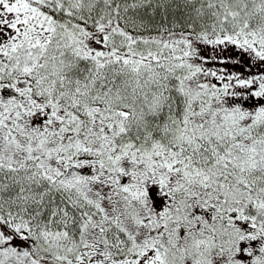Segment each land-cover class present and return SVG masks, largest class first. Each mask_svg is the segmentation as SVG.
Listing matches in <instances>:
<instances>
[{
	"label": "snow or ice",
	"instance_id": "snow-or-ice-1",
	"mask_svg": "<svg viewBox=\"0 0 264 264\" xmlns=\"http://www.w3.org/2000/svg\"><path fill=\"white\" fill-rule=\"evenodd\" d=\"M0 264H264V0H0Z\"/></svg>",
	"mask_w": 264,
	"mask_h": 264
}]
</instances>
